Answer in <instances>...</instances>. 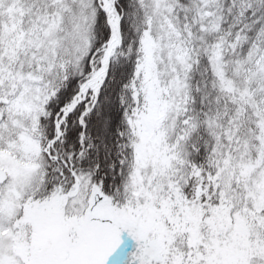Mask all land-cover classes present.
Masks as SVG:
<instances>
[{
  "label": "snow or ice",
  "instance_id": "snow-or-ice-1",
  "mask_svg": "<svg viewBox=\"0 0 264 264\" xmlns=\"http://www.w3.org/2000/svg\"><path fill=\"white\" fill-rule=\"evenodd\" d=\"M0 264H264V0H0Z\"/></svg>",
  "mask_w": 264,
  "mask_h": 264
}]
</instances>
